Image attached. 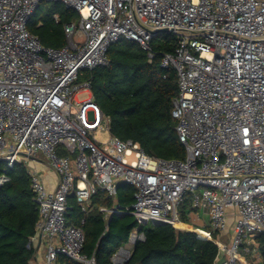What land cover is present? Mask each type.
Here are the masks:
<instances>
[{
  "label": "built area",
  "instance_id": "1",
  "mask_svg": "<svg viewBox=\"0 0 264 264\" xmlns=\"http://www.w3.org/2000/svg\"><path fill=\"white\" fill-rule=\"evenodd\" d=\"M42 1L79 14L63 24L67 42L60 48L43 46L26 27ZM160 29L176 39L160 64L176 76L171 116L183 159L148 155L111 133L99 142L95 135L109 131V118L82 76L108 63L107 49L117 40L137 42L151 59ZM38 153L58 175L49 190L28 169L38 212L30 241L44 236L46 264L59 253L95 264L82 251V227L65 221L67 197L74 194L84 211L98 189L114 197L119 183L134 187V200L124 208L100 207L104 218L128 213L139 222L190 229L216 245L212 264H261L264 0H0V161L28 167ZM9 179L0 172V186ZM187 194L202 228L180 219ZM142 240V232L131 231L112 262L125 264Z\"/></svg>",
  "mask_w": 264,
  "mask_h": 264
},
{
  "label": "trees",
  "instance_id": "2",
  "mask_svg": "<svg viewBox=\"0 0 264 264\" xmlns=\"http://www.w3.org/2000/svg\"><path fill=\"white\" fill-rule=\"evenodd\" d=\"M40 13L34 16L36 10ZM27 20V29L45 47L60 48L67 42L63 24L78 19L79 14L56 1H42ZM57 15V21L54 15ZM176 39L172 35L154 36L151 42L153 57L149 59L140 45L132 40H117L107 49L108 63L85 70L90 81L93 100L109 118V131L121 140L137 142L148 155L164 159H183L185 150L175 131L171 116L172 100L177 95L173 69L161 66L164 53L174 51ZM10 179L0 186V264H31L38 212L29 186L26 164L6 167L0 161V172ZM134 187L125 183L116 186L115 196L98 189L89 198L86 210L76 202L74 194L67 197L65 221L79 225L84 232L82 251L93 255L95 264H114L116 249L126 243L131 231L144 234L136 241L125 264H212L217 247L195 232L176 229L167 223L139 222L132 214H110L104 218L100 207L130 206ZM193 209L189 196L179 206L180 219L187 222ZM83 220V223L81 221ZM217 237V233H213ZM264 264V234L256 237ZM55 264H79L59 253Z\"/></svg>",
  "mask_w": 264,
  "mask_h": 264
},
{
  "label": "crops",
  "instance_id": "3",
  "mask_svg": "<svg viewBox=\"0 0 264 264\" xmlns=\"http://www.w3.org/2000/svg\"><path fill=\"white\" fill-rule=\"evenodd\" d=\"M41 155V154H40ZM29 170L36 171L41 179L43 180L44 184L49 190H54L55 187L58 184V175L57 173L50 167L43 165L41 163L40 156H36L34 160H32L29 165H28ZM89 200L86 203V207H88ZM189 218H192L193 220L199 222L202 224V220L195 212H191ZM188 226L192 227L188 223H186ZM31 244L34 248V254H33V259L31 261V264H46V261L44 259V254H45V238L44 236L38 239L31 240ZM56 260L52 263L55 264Z\"/></svg>",
  "mask_w": 264,
  "mask_h": 264
},
{
  "label": "rangeland",
  "instance_id": "4",
  "mask_svg": "<svg viewBox=\"0 0 264 264\" xmlns=\"http://www.w3.org/2000/svg\"><path fill=\"white\" fill-rule=\"evenodd\" d=\"M60 3V2H59ZM41 11V8L37 9L36 10V13L34 14V16H37ZM170 35L169 33H165V32H158L155 36H160V35ZM85 71V70H84ZM83 71V72H84ZM109 134H110V131H98L95 135L96 139L99 141V142H105L108 137H109ZM41 153H38L37 155L40 156V159H41V163L43 165H46L47 166V163H48V159L46 158L45 155L41 154ZM188 196V194L186 195V197ZM204 220L206 221L207 219L204 218ZM189 225H191L192 227H199V228H202L204 226H202V224H200L199 222L193 220L192 218H189L187 220V222Z\"/></svg>",
  "mask_w": 264,
  "mask_h": 264
},
{
  "label": "water",
  "instance_id": "5",
  "mask_svg": "<svg viewBox=\"0 0 264 264\" xmlns=\"http://www.w3.org/2000/svg\"><path fill=\"white\" fill-rule=\"evenodd\" d=\"M56 2H57V1H56ZM36 8H37V6H36ZM36 8L33 10L32 14L28 17V19L33 15V13L35 12ZM165 31H166L165 29H160V30H158V31H156V32H165ZM156 32H155V33H156ZM143 223H145V221H143ZM40 238H41V234L38 235V239H39V240H40Z\"/></svg>",
  "mask_w": 264,
  "mask_h": 264
}]
</instances>
